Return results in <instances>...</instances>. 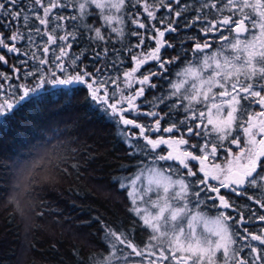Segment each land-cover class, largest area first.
<instances>
[{"label": "snow or ice", "instance_id": "snow-or-ice-1", "mask_svg": "<svg viewBox=\"0 0 264 264\" xmlns=\"http://www.w3.org/2000/svg\"><path fill=\"white\" fill-rule=\"evenodd\" d=\"M160 10L167 14L158 15ZM96 20L100 26H95ZM198 23L199 35L186 37L194 41L190 48L182 39L177 51L166 39ZM129 25L135 28L126 31ZM0 29V65L10 69L0 71L3 124L46 84L81 85L123 126L120 134L129 146L128 155L150 157V164L138 159L137 171L126 183L119 182L128 190V211L138 218L132 227L113 228L115 221L96 217L108 247L107 255L93 264H264V228L253 232L247 227L253 219L264 222V214L257 215L264 210V0H194L193 5L187 0H0ZM112 33L122 45L129 36L138 38L123 47L133 66L122 73L121 49H112L118 59L108 64L103 57L109 49H93L91 69L81 59L87 48L72 52L73 44L85 37L107 44ZM146 40L155 46L145 50ZM169 48L176 54L165 59L162 49ZM188 51L195 62L188 59ZM9 53L15 54L14 62ZM150 61L158 70L141 71ZM178 61L185 66L175 73V81L168 80V65ZM153 78L168 80L171 91L148 100L146 91L158 89ZM142 117L147 122H141ZM193 139L196 142H190ZM89 151L77 153L70 165L77 178L89 163ZM162 161L173 163L158 167ZM64 163L62 175H72ZM13 164L23 178L26 162ZM36 182L33 177L16 187L27 190ZM222 189L246 197L259 209L238 204ZM249 189H259L260 196L249 195ZM13 201L19 208L20 201ZM207 201L221 209L214 217L198 210ZM193 202L196 210L190 207ZM137 227L148 233L139 243L133 235Z\"/></svg>", "mask_w": 264, "mask_h": 264}, {"label": "trees", "instance_id": "trees-1", "mask_svg": "<svg viewBox=\"0 0 264 264\" xmlns=\"http://www.w3.org/2000/svg\"><path fill=\"white\" fill-rule=\"evenodd\" d=\"M187 2L189 5L194 4V0ZM161 13L167 14L166 10H160L158 15ZM186 15L191 17L193 13L189 11ZM92 21L93 18L90 17L89 22ZM95 26H100L99 20H96ZM201 26L198 23L195 29L181 28L178 34H167L166 39L177 45V51H181L179 45L182 39L185 46L190 48L194 41L186 37L199 35ZM134 28V25H129L126 31ZM5 32L7 34L6 30ZM137 40V37L129 36L122 45L114 33L110 34L107 44L89 42L85 37L79 43L73 44L72 52L79 54L87 48L88 52L81 59H84L85 65L91 69L93 49L95 51H100L103 47L109 49V55L103 57L105 64L118 59L112 51L113 48L121 49L124 63L118 64V67L122 73L133 66L123 47L134 45ZM20 43L26 47V42ZM154 46V41L146 40L145 50ZM134 51L138 52L140 49ZM175 54L171 48L162 49L165 59ZM8 55L12 62L16 60L15 54ZM187 56L195 62L191 51H188ZM184 66L185 64L179 61L176 65H168V80L175 81L177 79L175 73ZM147 69L158 70V66L150 61L141 71ZM0 71L8 72L10 69L6 65H0ZM109 71L113 75L119 74L115 69ZM153 79L158 84V89L146 91L145 96L148 100L160 95L161 92L167 94L171 91L168 80ZM160 107L164 108V105L161 104ZM252 108L258 110L257 105H252ZM182 115L181 113V117ZM141 122H147L146 118L142 117ZM0 124H3V118H0ZM122 128L115 118L106 114L103 107L88 96L87 90L81 85L46 84L40 89L38 97L18 106L14 119L0 128V164L6 166L0 167V264H93L94 259L99 260L107 255L105 249L108 245L103 239L104 229L100 220L115 221L112 224L113 228L119 224L125 225L126 228L132 227V221L138 218L128 211L131 201L126 196V189L120 188L119 182L125 181L126 177L137 171L138 159L150 164L149 156L128 155L130 149L120 134ZM190 142L196 141L193 139ZM225 144L235 147L227 145V142ZM37 145L41 149L35 152L38 153L35 156L32 150ZM86 149H90L89 163L81 167V174L77 178L70 165L76 162L77 153L84 155ZM224 156L225 153L221 149L220 160H223ZM20 157L25 158L27 165L31 164L32 167L33 164L28 181L33 177L37 180L30 188L24 190L25 202L30 205L31 210L29 220L24 219V214L28 210L26 212L20 210L16 203L12 205L15 193L9 190L10 171L13 162ZM64 162H67L69 171L73 172L72 175L66 177L62 175L61 170L66 166ZM171 163L173 162L162 161L157 166L167 167ZM41 188L43 191H40ZM29 191H33V194L28 195ZM222 193L231 196L223 189ZM248 194L260 196L259 189H249ZM41 197L44 198L43 203ZM231 198L238 204L246 202L252 208L259 209L258 205L253 201H247L246 197ZM212 203L207 201L206 204H201L198 210L210 216L217 214L221 209L212 207ZM190 207L196 210L195 202ZM41 211L44 213L43 216L38 214ZM226 211L237 216L232 210ZM259 214H264V210H259L257 215ZM247 227L250 231L259 232L264 228V222L253 219ZM133 235L139 243L147 239L148 233L137 227ZM247 251L246 249L245 252Z\"/></svg>", "mask_w": 264, "mask_h": 264}, {"label": "rangeland", "instance_id": "rangeland-1", "mask_svg": "<svg viewBox=\"0 0 264 264\" xmlns=\"http://www.w3.org/2000/svg\"><path fill=\"white\" fill-rule=\"evenodd\" d=\"M212 39H213V41H215L216 40V37H212ZM217 45L214 43V45H213V48H215ZM212 51V49H209L208 50V52L210 53ZM260 109H259V106H258V110L257 111H259ZM38 149H41V147H38V145L36 146V148H34V150H32L34 153L38 150ZM233 151H236V149H235V147H233ZM33 153V154H34ZM36 155H38V153H35V156ZM16 160H18V159H16ZM19 160H21V161H25V158L24 157H20L19 158ZM217 162H220V161H217ZM27 164V163H26ZM32 167H33V164H32ZM32 167H31V164L30 165H28V170H26L25 171V173H24V177L23 178H18V176H17V174H16V170H15V168H14V164L12 165V168H11V171H10V179H9V186H10V188H9V190H10V192L11 193H15V197H16V199H18L19 201H20V206H19V208H20V210H23V211H25L26 212V210H28V212L27 213H25L24 214V219L25 220H29L30 218H31V214H30V212H31V210H29V208H30V205L27 203V202H25V199H24V194H25V191L23 190V189H17V184L18 183H25L26 181H28L29 179H28V171H32ZM133 175V174H132ZM123 182H127L126 180L125 181H123ZM213 183L215 184L216 183V181H213ZM116 190V189H115ZM117 191V190H116ZM126 191V196H127V198L129 199V197H128V190L126 189L125 190ZM19 193V194H18ZM129 201H131L130 199H129ZM15 205V202L13 201L12 202V205ZM219 211H221V210H218L217 211V214H218V212ZM217 214H212L211 216L210 215H207L208 217H214L215 215H217ZM26 215V216H25Z\"/></svg>", "mask_w": 264, "mask_h": 264}]
</instances>
